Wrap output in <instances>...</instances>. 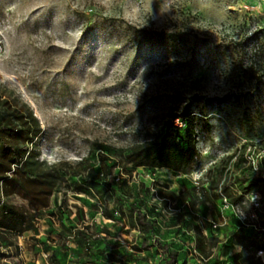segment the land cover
<instances>
[{
    "label": "rangeland",
    "instance_id": "374dc122",
    "mask_svg": "<svg viewBox=\"0 0 264 264\" xmlns=\"http://www.w3.org/2000/svg\"><path fill=\"white\" fill-rule=\"evenodd\" d=\"M3 100L37 119L25 143L62 183L37 231L0 245V264H111L100 254L110 250L164 264L154 237L185 264H245L239 253L264 264L235 215L251 213L257 194L264 222V0H0ZM184 103L196 130L185 173L132 168L104 148L142 141ZM91 171L92 185L75 190ZM128 206L154 217V235ZM63 227L89 242L74 244Z\"/></svg>",
    "mask_w": 264,
    "mask_h": 264
},
{
    "label": "trees",
    "instance_id": "16d2710c",
    "mask_svg": "<svg viewBox=\"0 0 264 264\" xmlns=\"http://www.w3.org/2000/svg\"><path fill=\"white\" fill-rule=\"evenodd\" d=\"M178 35L172 33L167 37L175 39ZM38 131V121L30 113L26 116L19 114L11 110L7 100L0 102V245L3 246H12L14 238L25 231H37L36 220L40 218L41 210L48 206L50 195L62 183L59 172L40 168V164L34 160L32 148L25 143L28 137H36ZM195 144V116L190 104L184 103L179 110L170 111L162 124L149 132L142 141L127 147L104 148L112 150L117 162H126L132 168H162L185 173L195 157ZM92 173L79 176L71 185L79 191L89 187L94 181ZM248 178L244 176V179ZM12 195H19L26 200V206H17L1 199ZM167 195L173 197L172 192ZM183 198H188V195L184 194ZM128 213L140 232L154 235V217L148 218L145 210L135 206H128ZM237 223L240 234L244 232L246 237L254 235L251 229L242 228L238 221ZM63 230L64 236L71 237L76 245L89 242V235L79 228L72 232L64 227ZM154 241L166 255L164 264H185L183 260H178L176 250L161 244L156 237ZM146 244L147 239L143 237L141 246H132V249L139 251ZM100 254L108 263L128 264L118 252L110 250ZM234 257L235 260H245V264H248L240 253ZM215 262L218 264V259Z\"/></svg>",
    "mask_w": 264,
    "mask_h": 264
},
{
    "label": "built area",
    "instance_id": "2783aa9c",
    "mask_svg": "<svg viewBox=\"0 0 264 264\" xmlns=\"http://www.w3.org/2000/svg\"><path fill=\"white\" fill-rule=\"evenodd\" d=\"M250 150V146L248 147ZM250 204L253 207L251 213H245L242 210H236V219L242 228H249L253 231L254 236L259 244L256 251L257 256H264V222L259 218L262 205L257 194L250 196Z\"/></svg>",
    "mask_w": 264,
    "mask_h": 264
}]
</instances>
